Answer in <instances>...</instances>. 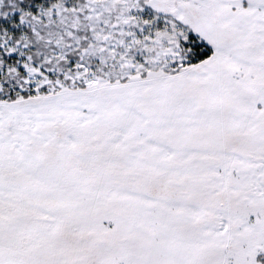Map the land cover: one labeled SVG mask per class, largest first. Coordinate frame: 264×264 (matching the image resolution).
<instances>
[{"label": "snow or ice", "instance_id": "obj_1", "mask_svg": "<svg viewBox=\"0 0 264 264\" xmlns=\"http://www.w3.org/2000/svg\"><path fill=\"white\" fill-rule=\"evenodd\" d=\"M0 264H264V0H0Z\"/></svg>", "mask_w": 264, "mask_h": 264}]
</instances>
